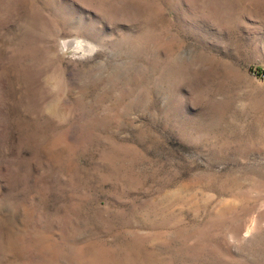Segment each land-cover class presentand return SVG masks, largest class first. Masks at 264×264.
Segmentation results:
<instances>
[{
    "label": "rangeland",
    "instance_id": "1",
    "mask_svg": "<svg viewBox=\"0 0 264 264\" xmlns=\"http://www.w3.org/2000/svg\"><path fill=\"white\" fill-rule=\"evenodd\" d=\"M0 264H264V0H0Z\"/></svg>",
    "mask_w": 264,
    "mask_h": 264
}]
</instances>
